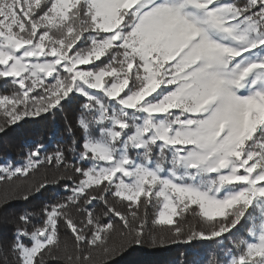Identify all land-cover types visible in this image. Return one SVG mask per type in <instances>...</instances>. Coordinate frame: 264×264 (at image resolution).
<instances>
[{
	"label": "snow or ice",
	"instance_id": "6c2138e0",
	"mask_svg": "<svg viewBox=\"0 0 264 264\" xmlns=\"http://www.w3.org/2000/svg\"><path fill=\"white\" fill-rule=\"evenodd\" d=\"M0 89V134L77 112L0 163V211L68 193L0 219V264H264V0H0Z\"/></svg>",
	"mask_w": 264,
	"mask_h": 264
},
{
	"label": "trees",
	"instance_id": "16d2710c",
	"mask_svg": "<svg viewBox=\"0 0 264 264\" xmlns=\"http://www.w3.org/2000/svg\"><path fill=\"white\" fill-rule=\"evenodd\" d=\"M3 91V89H0ZM77 112L76 105L66 107L62 113H57L53 119L49 117L48 120H40L33 122L29 120L27 123H21V127L11 129L7 134H0V163L8 162L13 164H20L24 161L26 154L29 151L33 141H41L48 147V151H52L57 145L55 140L63 136V129L67 121H75ZM58 131L57 136L53 139L52 134ZM48 175L49 178L53 172L47 169H41L39 173L34 174L29 182L39 181ZM11 185H0V194L4 192H11ZM63 188L57 189L55 186L49 188L48 191L43 192L36 199H30L25 202L23 200L13 199L2 211H0V219L3 221H13L15 218L25 211L39 212L41 206L53 200L67 195ZM103 211V206L96 204L94 212L100 214ZM11 225L4 223L0 227V239L7 240L10 234ZM62 236L67 235L70 239V233H66L61 229ZM187 252L188 254L182 255ZM192 250L185 247L172 246L167 249H155L145 245L143 248H138L130 251L122 258H119V264H173L174 261H187V264H192V261L202 259L203 256L195 257L191 254ZM223 259V257H221ZM51 264H59L53 261Z\"/></svg>",
	"mask_w": 264,
	"mask_h": 264
}]
</instances>
